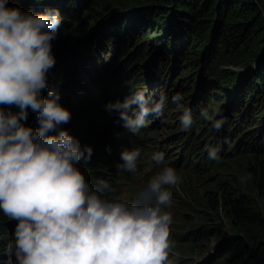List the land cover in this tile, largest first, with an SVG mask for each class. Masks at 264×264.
Masks as SVG:
<instances>
[{
	"label": "trees",
	"instance_id": "1",
	"mask_svg": "<svg viewBox=\"0 0 264 264\" xmlns=\"http://www.w3.org/2000/svg\"><path fill=\"white\" fill-rule=\"evenodd\" d=\"M7 6L33 13L59 9L63 20L51 42L56 64L48 73L43 95L58 93L59 103L71 113L70 121L56 132L65 129L82 147L93 149L91 159H82L76 167L102 196L112 197L119 178L132 185L142 172L118 173L116 165L123 163V151H146L151 160L154 153L164 152L160 145L147 147L146 127L135 135L127 131L123 135L117 114L105 108L137 88L146 89L154 98L165 95L168 116L179 107L191 111L190 129L183 130L181 123L174 129L181 132L182 140L175 139L174 144H182L178 152L182 157L196 150L207 153L211 147L217 150V164L222 165L228 162L220 158L229 151H225L226 141L234 138L229 146L232 155L241 146L252 147L253 140L264 142V0H9ZM219 65L235 70H222ZM240 67L247 69L236 71ZM195 76L201 80L196 89L190 85ZM216 79L221 80L220 87ZM171 86L174 94L185 90L178 108L171 105L165 90ZM229 94L231 98L223 101ZM0 108L9 110L4 105ZM202 109L212 119L223 121L219 131L201 116ZM10 110L19 109L12 106ZM179 117L176 121L181 122ZM24 123L39 127L31 109ZM219 138L222 141L216 145ZM249 156L258 167L256 197L240 195L229 204V233L222 235L218 248L219 252L224 248L226 258L215 264H264V154ZM16 224L0 210V264H15L7 245L14 239ZM198 233L191 230L188 234ZM192 238L181 244L197 246L200 240ZM177 242L170 240V245ZM169 260L180 263L171 252Z\"/></svg>",
	"mask_w": 264,
	"mask_h": 264
},
{
	"label": "clouds",
	"instance_id": "2",
	"mask_svg": "<svg viewBox=\"0 0 264 264\" xmlns=\"http://www.w3.org/2000/svg\"><path fill=\"white\" fill-rule=\"evenodd\" d=\"M8 4L0 0V105L9 107L0 108V210L17 224L7 252L14 254L15 264H172L171 216L162 208L171 204L168 186L180 181L176 170L163 167L131 203L93 189L76 167L91 159L93 149L82 147L65 129L56 132L71 113L59 103L58 93L43 95L56 64L51 42L61 13H33ZM166 99L137 88L105 108L135 135L149 116L162 115ZM182 99L180 93L172 96L177 105ZM12 106L19 110L11 111ZM29 109L38 128L24 123ZM201 116L221 129L223 121L212 119L206 109ZM179 119L182 129L189 130L191 111L184 109ZM208 153L218 159L215 148ZM140 155L139 149L123 151L118 173L135 172ZM152 160L162 164L164 153H154Z\"/></svg>",
	"mask_w": 264,
	"mask_h": 264
},
{
	"label": "rangeland",
	"instance_id": "3",
	"mask_svg": "<svg viewBox=\"0 0 264 264\" xmlns=\"http://www.w3.org/2000/svg\"><path fill=\"white\" fill-rule=\"evenodd\" d=\"M88 32L93 33L94 31L90 30ZM102 53L105 55V52ZM111 55L112 53L108 54L107 58L109 59ZM253 66L250 65L249 68H253ZM219 68L222 70H235L234 67L228 65H219ZM246 69L247 67H240L236 71L240 72ZM77 75L82 78L80 73ZM200 81L199 77L195 76L190 85H193L196 89L198 84L201 83ZM181 84L185 86L186 83L182 81ZM216 84L220 87L221 80L216 79ZM165 90L168 91L167 95L171 105L178 108L179 105L172 102V96L176 93L182 95L185 90H180L175 94L172 86L165 88ZM194 92L195 90L191 92V99ZM231 95L226 96L223 101L231 98ZM178 110H180V107L174 109L175 113L168 116L163 109V113L159 118L153 116L147 118V126L144 131V137H150V140L146 143L147 147L157 149L160 145L164 150V162L157 164L150 159L148 152L142 151L137 159V169L142 170V172L135 177L132 185H128V182L123 178H119L115 182V192L111 198H119L131 203L147 188L150 179L163 167H173L180 181L175 186H168L172 194L171 204L162 208V211L169 213L171 216L169 239L178 241L170 246L169 252L180 261L179 264L222 263L226 255H224V248L221 252L218 248L220 242H222V235L229 233V217H227L226 212L234 197L240 195L256 197L255 181L258 167L253 165L255 161L249 158V154H264V142L261 139L253 140L252 147L245 149L241 146L232 155L229 146L232 145L234 138L230 139L231 141H226L224 144L225 151H229L221 154L220 158L224 157L228 162L222 165L217 164L219 159L206 158L208 152H203V150H196L191 152L189 156L182 157L178 153L182 144L179 146L174 144L175 139L182 140L181 132H175L174 130L177 127L176 125L181 123L176 119L179 117L178 114L183 113V110H180V112ZM213 114L214 117L217 116L216 108L213 110ZM210 123L211 121L209 125ZM257 123L256 125H258ZM209 125L205 128H209ZM122 129V133L125 135L126 130ZM154 129H157V131H154ZM210 130L208 129V132ZM172 131L175 134H170ZM117 139H120V136ZM220 141H222L221 138H219L216 145L220 144ZM191 230H199V233L196 235L188 234ZM190 237H193L194 240H200L197 246H183L181 244L182 240H187Z\"/></svg>",
	"mask_w": 264,
	"mask_h": 264
},
{
	"label": "water",
	"instance_id": "4",
	"mask_svg": "<svg viewBox=\"0 0 264 264\" xmlns=\"http://www.w3.org/2000/svg\"><path fill=\"white\" fill-rule=\"evenodd\" d=\"M232 139H233V138H232ZM232 139H231V140H232ZM231 140H230V141H231Z\"/></svg>",
	"mask_w": 264,
	"mask_h": 264
}]
</instances>
